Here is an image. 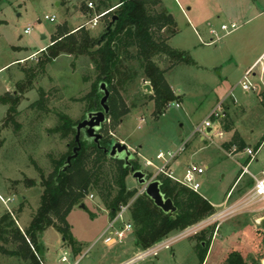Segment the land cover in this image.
Returning a JSON list of instances; mask_svg holds the SVG:
<instances>
[{
	"label": "rangeland",
	"instance_id": "rangeland-1",
	"mask_svg": "<svg viewBox=\"0 0 264 264\" xmlns=\"http://www.w3.org/2000/svg\"><path fill=\"white\" fill-rule=\"evenodd\" d=\"M105 1L0 0V217L9 213L22 232L39 205L43 179L53 172L56 161L70 151L73 135L63 137L53 130L60 123L59 115L67 116L72 122L81 120L91 110L94 92L101 81L94 55L63 53L46 60L47 48L57 35L78 29L88 31L90 37L97 39L104 33L105 20L100 19L94 27L87 22L109 9ZM89 2L93 8H89ZM107 2L115 6L119 0ZM162 7L175 21V33L169 36L163 29V36H169L168 44L186 51L194 63L175 64L163 55L155 56L176 99L166 104L156 117L151 99L153 89H143V85L150 82L142 76L134 77L124 84L117 97L118 104L125 105L128 113L116 121L108 117L101 134L112 143H125L135 155L139 169L148 172L154 168L145 167V159L159 165L162 160L155 157L159 151L166 156L184 143L183 151L171 160L170 169L181 179L189 164L206 167L204 176L197 177L200 184L197 192L220 202L248 157L243 149L226 154L220 145L229 139L228 132L210 142L201 140L193 131L216 101L232 91L236 102L228 98L226 104L235 128L246 144L255 146L262 142L259 161H252L249 171L257 174L264 167V108L257 93L246 94L238 85L246 68L264 49V0H160L155 8ZM45 16H54L55 20L50 21ZM222 25L226 29H222ZM26 28H29L27 33ZM42 46L45 49L41 50ZM33 52V56L25 58ZM20 58L25 60L15 62ZM246 181L248 187L253 185L248 174L239 185ZM236 185L238 182L230 193ZM126 186L137 189V193L141 188L131 173L126 177ZM90 194L93 197L90 198ZM81 203L85 208L74 206L66 220L73 238L84 242L86 256L79 259V264H96L97 253L106 247L101 241L92 245L107 226L110 215L94 191L84 196ZM263 204L258 203L256 207ZM249 208H240L219 219L220 230L203 264H222L232 250L238 251L246 264H264V230L257 220L261 211L254 217L248 214ZM128 217L126 213L124 220ZM211 228V225L203 227L178 239L170 249H162L156 256L130 264H200L199 246L203 238L211 242L214 230ZM182 230L171 231L166 237ZM128 236L124 244L108 247L104 264H123L144 250L132 244L134 230ZM62 239L53 228L42 233L41 242L49 249L46 253L43 249L44 264L73 262L61 260L63 252L67 255L69 252ZM0 245L8 250L15 247L1 241ZM123 250L127 251L125 255ZM0 264L26 262L0 250Z\"/></svg>",
	"mask_w": 264,
	"mask_h": 264
},
{
	"label": "trees",
	"instance_id": "trees-1",
	"mask_svg": "<svg viewBox=\"0 0 264 264\" xmlns=\"http://www.w3.org/2000/svg\"><path fill=\"white\" fill-rule=\"evenodd\" d=\"M159 3L160 0H119L118 6L102 17L106 26L114 15L116 19L107 32L104 29V39L100 42L98 41L101 35L94 39L88 31L78 29L57 35L47 48L46 60L63 53L94 55L98 78L106 82L109 90L107 119L110 117L116 121L128 113L125 105L122 104L121 107L118 104L117 97L124 84L137 76L144 77L152 86L151 99L154 101L156 117L162 113L166 104L176 99L164 78V70L154 59L155 56L163 55L175 64L194 63L186 51L175 49L168 44L167 39L175 33V21L163 7L160 10L155 8ZM104 5L107 8L113 7L107 0ZM163 29L169 36H163ZM94 93L91 110L99 108L97 100L101 97V92L98 86ZM261 104L264 108V96ZM59 118L60 123L53 130L60 132L63 137L73 135L69 143L70 154L72 147L76 145L74 126L78 121L72 122L65 115H59ZM105 123L100 132L103 131ZM232 128L233 121L226 114L222 129L230 131ZM100 143L103 147H109L112 142L102 136ZM80 144L77 156L71 159L70 166L65 171L60 172L59 168L67 155L57 160L53 172L43 179L39 205L23 232L16 226L9 213L0 217V241L15 246L8 250L0 245L3 253L16 255L26 264H41L38 257L41 258L44 247L40 236L47 228L55 229L63 236L65 243L74 245L66 217L72 208L79 205L83 197L92 191L110 215H113L120 205L130 202L129 218L133 224L136 246L142 249L162 240L171 231L184 229L214 213L213 206L198 192L169 177L158 175L161 192L170 197L177 207L174 215L163 213L144 193L137 194V189L127 188L126 177L130 169L124 165L122 159L109 157L90 140L81 138ZM259 145L260 143L257 147ZM222 146L226 149L235 146L236 151H239L244 149L246 144L235 131L232 138ZM131 164L135 169H139L137 160H131ZM214 228L215 226H212L211 231ZM202 240L204 246H199L200 264L209 245L208 240ZM222 264L246 263L238 251L232 250L225 256Z\"/></svg>",
	"mask_w": 264,
	"mask_h": 264
},
{
	"label": "built area",
	"instance_id": "built-area-1",
	"mask_svg": "<svg viewBox=\"0 0 264 264\" xmlns=\"http://www.w3.org/2000/svg\"><path fill=\"white\" fill-rule=\"evenodd\" d=\"M88 6L89 8H93L91 2L88 3ZM117 6L118 4L109 8L108 10H104L99 14L94 15L87 22V24H90L91 27L97 26L99 20L102 19V17L107 12L112 11ZM45 18L50 21L55 20L54 16H45ZM221 28L226 29V26L222 25ZM24 32H29V28H26ZM33 55L34 54H32L31 56ZM238 85L244 93L247 94L249 92H254L259 95L260 99H262V97L264 96V51L244 71V74L239 80ZM228 98H232L233 101H235L232 91L229 93V95L215 103V105L210 109L206 117L199 124L196 125L193 134H197L203 141L209 140L210 142L213 141L214 137L219 139L223 137L224 130L222 129V122L227 113L228 105L226 104V100ZM175 106L178 107L179 104L175 103ZM184 145V143L181 144L173 152H167L166 156L164 155V153L159 151L155 156L156 159L162 160L159 165L154 164L149 159H145L144 166H152L154 168V171L148 172L146 170H142L148 173L149 179H156L158 175H163L197 192L200 186L199 182L197 181V177L202 176L204 174L206 167H199L194 164H189L184 168L181 179H178L169 167L171 160L174 159L178 153L183 151ZM244 151L248 155L249 160L245 164L241 165L240 176L248 174L253 180V185L247 192V194L240 199V201H238L236 204L226 206L224 209L218 211L215 214H211L199 223L186 227L180 233L166 237L156 242L152 246L145 248L144 250L138 253H135L131 259L125 262V264H130L134 261L143 258H148L150 256H156L160 250L170 249L171 245L178 239L190 234H194L203 227L212 225L214 221L219 220L225 215L233 214L236 210L243 207H249L254 204L263 203L264 169H262L257 175L251 173L249 171V163L255 159L256 151L252 147H245ZM235 152V146H231L226 150L227 155L234 154ZM142 193H144V186H141L140 191H138L137 194ZM89 197H93V194H90ZM129 206L130 202L124 205H120L119 208L114 212V214L110 215V219L107 223V226L105 227L103 232L97 237L92 246L97 244L99 241H101L105 245L122 243L128 237V234L133 230V224L130 221V218L128 217L126 221L124 220V215L126 213L129 215ZM66 259L67 257L65 253L62 255L61 260L65 261Z\"/></svg>",
	"mask_w": 264,
	"mask_h": 264
},
{
	"label": "water",
	"instance_id": "water-1",
	"mask_svg": "<svg viewBox=\"0 0 264 264\" xmlns=\"http://www.w3.org/2000/svg\"><path fill=\"white\" fill-rule=\"evenodd\" d=\"M116 19L114 15L110 23L105 27L106 32L112 26V23ZM104 39V33L101 34L98 42ZM143 89L151 91L152 88L149 84H144ZM98 90L101 92L99 99V108L95 110L87 111L84 117L79 120L74 126V145L71 149V153L66 156L59 171H65L71 163V159H74L80 149L81 138L92 141L97 148L102 149L109 157L119 158L124 161V165L129 167L131 177L136 180L140 186H144V194L152 201V203L159 208L163 213L174 215L177 211L173 200L170 197H166L160 189L159 179H149L148 173L142 169H135L131 164V160H136L135 155L130 151L129 147L120 141H114L109 147H103L100 143L102 134L100 132L102 125L107 121V115L109 112V106L107 104L109 97V90L106 82L100 81L98 84ZM80 208H85L84 203L79 204ZM114 212V210H112ZM260 227L264 230V216L258 221ZM64 240V238L62 239ZM204 246V243L201 242Z\"/></svg>",
	"mask_w": 264,
	"mask_h": 264
},
{
	"label": "crops",
	"instance_id": "crops-1",
	"mask_svg": "<svg viewBox=\"0 0 264 264\" xmlns=\"http://www.w3.org/2000/svg\"><path fill=\"white\" fill-rule=\"evenodd\" d=\"M118 4V3H117ZM116 4V5H117ZM49 44H50V42H49ZM41 50H43V49H45V46H42L41 48H40ZM264 51V49L259 53V55L262 53ZM37 52V51H36ZM35 52H33V53H31L30 55H28L27 57H25V58H29V57H31V55L32 54H34ZM258 55V56H259ZM257 56V57H258ZM256 57V58H257ZM25 58H20V59H16L15 60V62L16 61H22V60H25ZM255 58V59H256ZM255 61V60H254ZM253 61V62H254ZM252 62V63H253ZM251 63V64H252ZM250 64V65H251ZM249 65V66H250ZM247 69V68H246ZM222 99V98H221ZM221 99H219V100H221ZM219 100H217V101H219ZM216 101V102H217ZM234 102H236V100L234 101ZM229 111H230V107H228V109H227V113L226 114H228L229 115ZM230 116V115H229ZM231 119H232V121H233V128H232V130H230V131H224V132H228V133H230V137H229V139L228 140H226V141H224V142H228L231 138H232V135H233V133L236 131V132H238L239 133V135L241 136V138L243 139V141L245 142V139H244V137H243V135L235 128V126H234V119L232 118V117H230ZM263 138V137H262ZM201 139V138H200ZM202 140V139H201ZM264 139H262V141H263ZM224 142H222L221 143V147L225 150V152H226V148H224L223 146H222V144L224 143ZM245 144H246V142H245ZM259 144V143H258ZM261 144H262V142H260V145L257 147V145H255V146H252L251 144H246V147H252L255 151H256V155H255V159L253 160V161H256V162H258L259 161V158H258V156H259V154H260V150H261ZM244 150V149H243ZM245 152V151H244ZM246 154V153H245ZM247 155V154H246ZM247 157H248V155H247ZM249 160V157H248V159H247V161ZM246 161V162H247ZM252 162V161H251ZM250 162V163H251ZM250 163H249V166H250ZM241 165H243V164H241ZM262 169H264V167L263 168H261V170ZM261 170H259L258 171V173L261 171ZM240 172H241V166H240V170H239V172H238V174H237V176H236V178H235V180H234V182H233V184L230 186V188L228 189V191H227V193H226V195H225V197H224V199H222L220 202H216V201H213V200H211V199H208L205 195H201V196H203L205 199H207L208 201H209V203L213 206V208H214V214L215 213H217L218 211H220L219 209H220V207H222L223 205H225V204H227L228 206L229 205H231V204H236L238 201H240V199L242 198V196L243 195H245L246 194V192L247 191H249L250 190V188L252 187H248L247 186V181L246 182H244V183H242L241 185H239V182L241 181V179L243 178V176L245 175H242V176H240ZM257 173V174H258ZM256 174V175H257ZM204 176V174L201 176V177H203ZM251 181H252V179H251ZM236 182H238V185H236L235 186V188H234V190L230 193V191H231V189H232V187L234 186V184L236 183ZM253 182V181H252ZM253 184V183H252ZM246 190V192H244ZM228 202H231V204H228ZM256 205L257 204H254V205H252L250 208H249V210H248V214L250 215V216H256V212L257 211H261V215L259 216V218L257 219L258 221L261 219V216H263L264 215V204L262 205V206H260V207H256ZM110 215V214H109ZM219 223H220V221L219 220H217V221H214L213 222V224L211 225V226H214L215 225V229L213 230V233H212V236H211V242L209 243V245H208V248H207V251L210 249V246H211V243H212V241H213V239H214V236H215V234L216 233H218L219 232ZM258 225H259V223H258ZM45 231V230H44ZM43 231V232H44ZM42 232V233H43ZM258 234V233H257ZM41 236H42V234H41ZM41 236H40V242H41ZM128 238H130L129 236L125 239V240H128ZM73 240H74V242H75V244L74 245H68L67 243H65L66 244V246L69 248V252H68V255H67V252H63V254H65L66 253V257H67V259L64 261V262H67V261H70V260H72L73 262L71 263V264H79L80 263V261H79V259H82L83 257H81V256H86V255H84L85 253H84V251H83V247H84V242H81L80 240H78L77 238H73ZM125 240L122 242L123 244H124V242H125ZM41 244L43 245V247L45 248L44 249V251H45V253L49 250L48 248H46V244H44V243H42L41 242ZM117 244H119V243H117ZM117 244H113V245H117ZM132 244L134 245V246H136V241H135V239H134V241L132 242ZM96 245V244H95ZM105 247H106V249L104 250V251H99L97 254H98V260L96 261V264H104V262H106V260H107V253H108V247H112L113 245H105V244H103ZM135 250V249H134ZM207 251H206V253H207ZM127 253V251L126 250H123L122 251V254H126ZM81 257V258H80ZM205 257H206V254H205ZM118 258V257H117ZM132 258V257H131ZM38 259H39V261H40V263L41 264H44V262H43V257L42 258H39L38 257ZM113 259H114V257H113ZM205 259V258H204ZM129 260V259H128ZM127 260V261H128ZM126 262V261H125ZM125 262L123 263V264H125ZM203 262H204V260H203ZM203 262H202V264H203Z\"/></svg>",
	"mask_w": 264,
	"mask_h": 264
}]
</instances>
